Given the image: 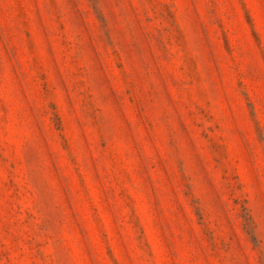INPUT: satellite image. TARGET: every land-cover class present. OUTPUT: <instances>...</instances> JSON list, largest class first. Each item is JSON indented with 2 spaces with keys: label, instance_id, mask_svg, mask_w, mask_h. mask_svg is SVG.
I'll list each match as a JSON object with an SVG mask.
<instances>
[{
  "label": "rangeland",
  "instance_id": "rangeland-1",
  "mask_svg": "<svg viewBox=\"0 0 264 264\" xmlns=\"http://www.w3.org/2000/svg\"><path fill=\"white\" fill-rule=\"evenodd\" d=\"M0 264H264V0H0Z\"/></svg>",
  "mask_w": 264,
  "mask_h": 264
}]
</instances>
